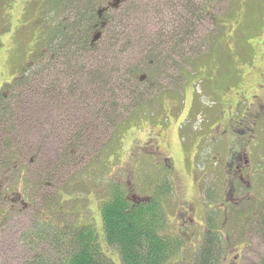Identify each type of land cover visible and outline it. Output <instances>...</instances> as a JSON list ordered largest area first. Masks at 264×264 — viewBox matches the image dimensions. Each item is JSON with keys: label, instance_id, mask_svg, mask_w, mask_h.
Here are the masks:
<instances>
[{"label": "rangeland", "instance_id": "obj_1", "mask_svg": "<svg viewBox=\"0 0 264 264\" xmlns=\"http://www.w3.org/2000/svg\"><path fill=\"white\" fill-rule=\"evenodd\" d=\"M176 1L174 8L149 12L146 5L151 0H131L123 6V15L130 18L131 24H126L127 33L121 30V41L114 54L98 53L104 47L101 43L93 55L79 58L83 62L81 65H87L88 71H92L93 65L105 63L125 79L130 77L128 72L138 67L137 82L127 83L133 88V94L131 90L126 94L131 97L122 98L117 93L122 107L117 105L112 112L123 111L122 118L117 127L110 130L101 151L90 152L76 165H70L59 175L51 177L43 164L54 160L60 137L50 131L56 126L55 118L50 124L45 121V116L30 131L32 146L19 149L21 155L11 160L10 168H1L0 182L7 191L18 189L25 193L30 209L24 214L11 215L0 225V264H24L32 255L42 251L33 240H29V236L37 232L35 223L38 221L33 223V216L43 207L48 210L61 207L69 223L95 226L100 232L103 252L113 264H122L117 248L109 247L103 237L102 201L109 202L116 191L122 190H128L132 199L133 194L141 196L160 184L162 189L173 192L168 194L174 202L171 207H166L167 226L163 234L171 233L180 222V212L170 210L177 203L175 196L179 181L184 186L179 194L181 201H189L198 211L194 217L198 223L193 225L197 232L190 225L181 226L179 238L183 250L177 252L168 264H190L203 247L208 230L220 234L223 245L227 242L230 245L227 256L224 253L219 264L261 263L264 241L255 224L257 220L250 218L239 222L235 220L237 212L230 209L229 226L223 229L219 213L209 211L212 220L216 222L219 218V224L207 225L199 212L202 198L200 200L193 179H203L209 189L201 192L207 205L206 192L215 198L219 190L216 141L209 134L215 136L223 131L219 122L224 112L243 108L249 100L255 103L251 96L261 95L257 92V83L264 73V0H185L189 6L199 8V14L193 13V16L176 8ZM205 5L209 6V14L203 11ZM112 17H116V13ZM71 18L67 17L68 22ZM62 19L63 15H50L51 32L55 33L59 25L62 28L68 25ZM163 21L169 22V26L171 23L175 31L161 33ZM186 22L191 30L185 34V28L181 27L189 28ZM170 27L167 30H172ZM32 35L33 38L40 37L36 50L47 46V41L41 42V31L35 30ZM159 38L164 47L156 52L154 47ZM178 44L179 52H174L173 45ZM135 97L139 98L137 102L130 103ZM135 103L138 108L124 109ZM234 111L231 112L233 118L241 119L242 112ZM209 126L210 129L205 131ZM160 127H164L161 129L164 133L161 146H156L158 149L155 146L140 147L147 139L156 138ZM194 135L199 137L194 138ZM155 142L152 140L151 144L155 145ZM162 158L171 160L160 164ZM5 206H0V217L4 212L2 208L7 209ZM187 232L190 236L184 235ZM237 254L241 258L235 262Z\"/></svg>", "mask_w": 264, "mask_h": 264}, {"label": "trees", "instance_id": "obj_2", "mask_svg": "<svg viewBox=\"0 0 264 264\" xmlns=\"http://www.w3.org/2000/svg\"><path fill=\"white\" fill-rule=\"evenodd\" d=\"M176 2L175 7L184 9L187 16L199 14V8L189 6L188 1ZM174 4L175 0H151L146 7L149 12H160L161 9L174 8ZM208 7L205 5L203 9L206 14L210 12ZM128 19V16L121 15L120 22L114 23L113 33L103 41L104 50L98 53L114 54L121 41V30L127 33L126 24H131ZM77 21L65 31L57 30L60 35L52 44L53 63L41 60L13 97L0 103V171L21 155L19 152L23 147L32 146L30 131L45 116V121L50 124L55 118L56 126L50 131L60 137L54 160L43 164L51 177L59 175L70 165H76L90 152L101 151L110 130L115 129L122 118L123 111L112 112L117 105L122 107L117 93L122 98L130 96L126 95L129 90L134 93L127 83L137 82L138 67L128 72L130 77L126 79L117 74L119 71L116 74L111 71L104 62L93 65L92 71H88L87 65H81L83 62L79 58L93 55L98 49L90 48L88 28L84 24L79 26ZM186 25L189 27L187 22ZM170 28L169 32L175 31L173 26ZM181 28H185V34L191 30L190 27ZM185 34L182 33V37ZM158 41H162L161 38L156 40V45ZM138 97L130 103L137 102ZM131 107L138 108L135 103L124 109ZM101 215L104 240L109 247L117 248L122 264H168L177 252L183 250L179 236L163 234L166 217L156 200L151 205L134 206L128 201L125 190L116 191L105 203ZM33 217V223L38 221L35 223L37 232L30 234L29 240H33L42 251L32 255L24 264H113L100 247L101 237L95 226L69 223L61 207L59 210L43 207ZM255 224L264 241V217L257 219ZM223 251L220 234L210 231L198 256L190 264H219L224 257ZM260 262L264 264V256Z\"/></svg>", "mask_w": 264, "mask_h": 264}, {"label": "flooded vegetation", "instance_id": "obj_3", "mask_svg": "<svg viewBox=\"0 0 264 264\" xmlns=\"http://www.w3.org/2000/svg\"><path fill=\"white\" fill-rule=\"evenodd\" d=\"M131 0H0V103L8 102L19 86L26 80L28 74L33 69L37 68L39 62L45 58L53 63L54 56L53 38L57 39L60 33L57 30L65 31L70 28L78 20V25L84 24L87 27V36L90 48H95L101 45L110 33H113L114 23L120 22L121 15L125 12L123 6ZM116 13V17H112ZM50 15H63L62 22L68 25L64 28L59 25L56 32H51L48 24ZM72 16L71 21L68 22L67 17ZM93 17L91 20H89ZM61 22V23H62ZM62 23V24H63ZM168 23L163 21L162 28L159 29L167 34ZM171 24V23H170ZM160 25V24H159ZM41 31L43 39L41 42H48L46 45L36 50L40 44V37L33 38V31ZM119 30V29H117ZM159 31V30H158ZM121 32V31H120ZM119 32V33H120ZM161 32V33H162ZM99 35L98 40L93 42L95 36ZM131 46V45H129ZM174 52H179L180 45H173ZM164 47L162 41H158L154 50ZM42 54H44L42 56ZM41 55V56H40ZM49 62V63H50ZM260 82L257 92L261 95L251 96L256 102L249 103L245 107L235 108L237 112H242V118L236 120L233 118L232 111L234 108H229L221 115L219 124L224 129L219 135H212V140L215 142L216 152V170L219 182L218 194L215 198H211L210 193L206 192L209 203L201 196V192L209 191L203 184V179L193 183L198 190L202 205V214L206 224H214L209 211H216L221 217L222 228L229 226L230 209L237 212L235 220H252L264 217V73L260 75ZM254 93V92H253ZM59 115V114H58ZM208 124V122H206ZM160 127L156 138H150L145 141V145L140 147L161 146V139L164 133L161 132ZM167 129V128H166ZM205 128L206 130H209ZM240 133V134H238ZM199 137L194 135V138ZM156 141L151 144V141ZM244 140V141H243ZM195 141V139H194ZM226 143V145H223ZM245 145L247 147H245ZM244 148V149H242ZM158 149V148H157ZM221 151V152H220ZM171 160L170 158H162L160 164ZM175 181V180H174ZM3 182H0V206L4 212L0 217V225H3L8 218L16 213L24 214L25 211L30 209V203L25 193L18 189L6 190ZM153 186L150 191H145L141 196L132 195L128 190L125 191L128 201L132 205H151L153 201L160 204L161 210L167 215L166 207H171L172 202L168 194L172 193L167 189H162L160 184ZM183 183L179 181L175 199L177 203L170 209L171 211L177 209L180 212L179 223H176V229L171 233H166L170 236H179L181 226L186 227L190 225L191 228H197L195 225L198 222L194 221V217L198 211L192 206L189 201H181L180 192L183 188ZM183 190V189H182ZM165 200H168L165 202ZM105 205V201H102ZM103 205V207H104ZM5 206V207H6ZM101 208V211L103 209ZM101 215V213H100ZM102 216V215H101ZM102 219V217H101ZM219 219V218H218ZM216 219L217 225L219 224ZM101 229L104 235V226L101 222ZM174 226V225H173ZM98 232V230H97ZM208 233L210 231L208 230ZM197 235V233H195ZM185 236H190L187 232ZM100 236V232H98ZM223 253L230 249L228 242L223 245ZM236 251V248H234ZM237 254L235 262L241 257ZM224 258V257H223ZM227 261V259L225 260Z\"/></svg>", "mask_w": 264, "mask_h": 264}, {"label": "water", "instance_id": "obj_4", "mask_svg": "<svg viewBox=\"0 0 264 264\" xmlns=\"http://www.w3.org/2000/svg\"><path fill=\"white\" fill-rule=\"evenodd\" d=\"M98 38H99V35L95 36L93 42H95L96 40H98Z\"/></svg>", "mask_w": 264, "mask_h": 264}]
</instances>
